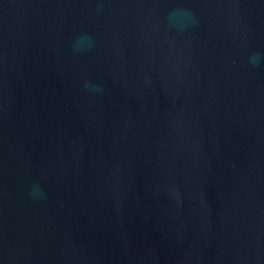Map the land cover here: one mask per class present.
Instances as JSON below:
<instances>
[{"label": "water", "instance_id": "1", "mask_svg": "<svg viewBox=\"0 0 264 264\" xmlns=\"http://www.w3.org/2000/svg\"><path fill=\"white\" fill-rule=\"evenodd\" d=\"M0 264H264V0H0Z\"/></svg>", "mask_w": 264, "mask_h": 264}]
</instances>
